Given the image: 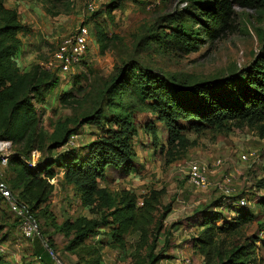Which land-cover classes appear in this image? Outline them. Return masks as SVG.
<instances>
[{"label": "rangeland", "instance_id": "obj_1", "mask_svg": "<svg viewBox=\"0 0 264 264\" xmlns=\"http://www.w3.org/2000/svg\"><path fill=\"white\" fill-rule=\"evenodd\" d=\"M110 1L5 0L8 7L18 10L23 23L27 25V30L20 33L23 45L18 63L22 69L39 65L43 70L59 75L61 63L56 54L62 40L83 21L90 20L92 30L89 51L76 66V72L59 75L57 85L42 100L35 99L41 116L37 143L43 145L39 146L40 151L33 152L36 163L48 156L57 157L72 147L81 149L96 138L99 127L91 123L83 124V114L105 106L107 99H102V96L113 85L115 76L125 62L133 60L143 68L192 86L197 82L224 79L233 73L246 72L264 57V0L258 7L236 6L232 29L215 42L202 36L198 51L189 54L171 47H161L149 40V36L170 31L175 25L198 32L200 24L193 17L198 13L196 0H123L121 7L113 11V20L104 15L96 19L102 23L108 39L109 46L102 52L92 18L95 12L106 10ZM90 4L95 5L94 10H90ZM122 91V100L137 105L133 114L137 132L132 138L136 150L135 169L128 175L117 170L109 171L102 184L114 192L129 190L139 198L150 190H162L157 216L168 204L173 209L164 221V228L153 251L156 253L161 248L166 249L170 261L164 258L157 264H181L187 257L192 264H205L204 256L193 245V239L203 230L200 225L201 210L206 206L224 203L217 209L232 219L233 214H236L235 209L228 210L227 206H237L236 200L245 195L248 196V205L254 208L258 217L244 224L242 232L245 236L259 235L264 239V232L260 229L264 216L256 204L257 196L264 192V188L258 187L264 185V138L258 135V131L247 123L229 121L227 126L230 129L227 131L217 128L187 130L188 146L170 148L167 129L155 120L154 110L140 100L132 85L122 88ZM64 93L72 94L66 102L61 99ZM149 121L156 122L158 143H154L151 133L145 128ZM61 125L77 129L73 143L50 149L53 136ZM29 147L24 141L13 145L10 151L18 150L27 159L32 156L26 154ZM250 150L257 152V158L242 162L240 154ZM218 158L223 159L224 165L219 171L209 173L212 182L210 187L198 188L188 181V169L192 161L197 160L211 169ZM54 169L57 177L52 182L54 185L50 198L34 211L39 223L38 237L35 236V239L23 235L19 219L11 212L9 205L2 202L0 256L3 262L77 264L82 256L99 255L98 264H132L138 234L128 236L124 250L110 247L109 237L104 235L90 238L80 248L68 249L73 234L67 235L58 229L59 226L66 220L92 214L83 205L78 191L67 183L64 169L57 165ZM1 174L5 183L16 187L12 166L2 168ZM225 175H231L234 179V190L230 196L218 186ZM16 191L20 193V190ZM231 236L229 242L235 237L234 234ZM149 239V243L141 247L140 254L146 255L151 248L152 237ZM49 240L54 249V256L51 257L46 253V250L50 252L46 246ZM236 240L242 241L243 237ZM166 241H169L170 247L165 246ZM97 246V253L86 251ZM44 253L43 259H40L39 256ZM260 255L263 258L261 264H264V247L260 248Z\"/></svg>", "mask_w": 264, "mask_h": 264}, {"label": "trees", "instance_id": "obj_2", "mask_svg": "<svg viewBox=\"0 0 264 264\" xmlns=\"http://www.w3.org/2000/svg\"><path fill=\"white\" fill-rule=\"evenodd\" d=\"M122 1L111 0L106 10L95 12L92 18L102 52L109 46L108 39L102 23L96 19L104 15L113 20V11L121 7ZM261 4L262 0H196L198 13L193 17L200 24L198 32L175 25L170 31L151 34L149 40L161 47H171L189 54L198 51L202 36L215 42L232 29L236 6L253 8ZM86 22L90 25V20ZM26 30L27 25L23 23L18 10L8 7L5 0H0V141L10 140L12 145L25 141L30 146L26 154L32 155L33 151H40L39 146H43L37 143L41 116L35 99L42 100L57 85L60 76L43 70L39 65L21 68L18 63L23 45L20 33ZM115 77L113 85L102 96V99H107L105 106L83 114V124L91 123L99 127L96 138L81 149L72 147L57 157L39 159L35 166L28 162L32 156L25 159L18 150L14 151L9 157L8 166L13 167L16 187L8 185L38 221L34 211L50 198L52 182L57 177L54 166L62 167L67 183L78 191L83 205L92 214L66 220L59 226L58 229L67 235L73 234L68 249L80 248L90 238L104 235L109 237L110 247L124 250L128 236L138 234L132 264H157L164 258H170L164 248L160 252L153 251L164 228V221L173 209L168 204L157 216L162 190H150L142 197L143 204H139V197L135 193L129 190L114 192L102 184L109 171L117 170L128 175L135 169L136 150L132 138L137 132L133 119L137 105L122 100V88L132 85L140 100L154 110L155 120L167 129L170 148L188 146L187 130L217 128L227 131L230 129L227 126L229 121L247 123L264 138V57L246 72L233 73L224 79L197 82L192 86L143 68L133 60L125 62ZM64 94L61 99L66 102L72 94ZM145 128L151 133L154 143H158L156 122L149 121ZM76 131V128L61 125L49 148L69 144ZM258 187L261 189L264 185ZM238 200L235 202L237 206H227L228 210L235 209L236 214L232 219L217 209L224 203L201 210L200 225L203 230L193 239V245L204 256L205 264L263 262L260 248L264 247V239L259 235L245 236L241 229L258 216L253 207L241 205ZM2 202L5 201L0 193V210ZM256 204L264 216V192L257 196ZM260 229L264 232V220ZM1 231L0 226V234ZM233 234L235 237L229 242L228 238ZM150 237L153 241L151 248L146 255L140 254L141 247L149 243ZM238 237H243V240L237 241ZM47 244L54 250L51 240ZM165 246L170 247L169 241L165 242ZM97 249L99 246L86 251L93 254L99 252ZM46 251L51 257V253ZM43 255L45 253L39 258L43 259ZM98 256H82L77 264H98ZM0 264H5L1 256Z\"/></svg>", "mask_w": 264, "mask_h": 264}, {"label": "built area", "instance_id": "obj_3", "mask_svg": "<svg viewBox=\"0 0 264 264\" xmlns=\"http://www.w3.org/2000/svg\"><path fill=\"white\" fill-rule=\"evenodd\" d=\"M89 8L90 10H94L95 5L90 4ZM91 37L92 33L90 26L86 21H83L73 33L69 34L62 40L56 54L61 63L59 75L74 74L76 72V66L80 64L89 51ZM74 137L75 135L71 137L69 144L73 143L72 139ZM12 146L10 140L0 141V193L4 198V201L9 205L11 212L19 219L23 235L26 238L33 239L39 231L38 221L32 215L28 206L18 198L13 190H11L8 183H5L2 180L1 170L9 164V157L13 153L12 150L10 151ZM252 158H257L256 151L250 150L240 154V160L242 162H248ZM28 162L33 166L36 165L34 153H32V157ZM223 165L224 161L220 158L213 162L211 169H207V167L203 166L197 160L192 161L188 169V181L195 187L208 188L212 185V182L209 179V173L219 171ZM233 182V176L225 175L218 183V186L224 191V193L230 196L234 190ZM238 202L241 205H248V196L245 195L240 197ZM139 204H143L142 198H139ZM46 246L48 247V244ZM50 253L53 255L51 249ZM181 264H192V262L190 258L187 257Z\"/></svg>", "mask_w": 264, "mask_h": 264}, {"label": "crops", "instance_id": "obj_4", "mask_svg": "<svg viewBox=\"0 0 264 264\" xmlns=\"http://www.w3.org/2000/svg\"><path fill=\"white\" fill-rule=\"evenodd\" d=\"M163 261V260H162ZM166 261H170V259L169 258H166ZM172 264H174V262H172Z\"/></svg>", "mask_w": 264, "mask_h": 264}]
</instances>
